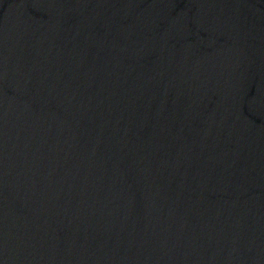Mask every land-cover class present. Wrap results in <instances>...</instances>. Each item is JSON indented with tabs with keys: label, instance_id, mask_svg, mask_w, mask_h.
<instances>
[{
	"label": "water",
	"instance_id": "obj_1",
	"mask_svg": "<svg viewBox=\"0 0 264 264\" xmlns=\"http://www.w3.org/2000/svg\"><path fill=\"white\" fill-rule=\"evenodd\" d=\"M0 264H264V0H0Z\"/></svg>",
	"mask_w": 264,
	"mask_h": 264
}]
</instances>
